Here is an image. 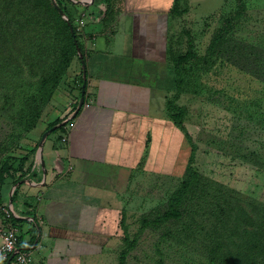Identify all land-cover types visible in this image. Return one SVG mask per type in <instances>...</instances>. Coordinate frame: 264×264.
Listing matches in <instances>:
<instances>
[{
    "label": "rangeland",
    "instance_id": "rangeland-1",
    "mask_svg": "<svg viewBox=\"0 0 264 264\" xmlns=\"http://www.w3.org/2000/svg\"><path fill=\"white\" fill-rule=\"evenodd\" d=\"M177 1L178 13L171 12L168 34L172 52L168 62L160 65L158 78L172 75L185 82L176 105L185 110V126L197 147L194 168L200 175L237 191L242 197L264 203L263 119L254 117L253 112L241 118L222 105L238 103L234 110L247 112L244 100L252 102L258 97L264 103V0ZM8 3L0 0V25L8 16L14 27L19 25L17 20L25 21L28 27L24 34L13 38V43L6 47L0 43V171L6 164L11 168L5 175L1 195L6 198L3 206L10 203L30 212L39 204L37 197L44 198L51 176L55 182L72 169L68 165L67 171L61 174L57 173V167L49 170L47 155L62 154L69 148L80 112L91 104L87 95L94 76L88 74L87 67L88 49L94 45H86L84 33L87 35L88 27L102 26L105 31H94L100 40L110 29L116 30L115 21L121 9L114 0H31L27 3L31 14H22L18 0L12 1L11 11ZM58 3L73 19L80 38L77 51L69 54L71 63L63 74L55 71L61 66L58 59H61L62 47L70 40L48 17L50 5L58 7ZM175 3L173 0V7ZM62 18L67 19L64 12ZM82 19L85 26L78 28ZM38 40L49 48L48 59L38 68L31 66L34 70L23 67L29 54L39 50L37 44L31 43ZM222 41L223 45L218 46ZM214 46L217 50L223 49L220 62L213 55ZM190 50L197 58L184 60L183 56ZM208 55L210 63L197 60ZM178 62H183L181 68H177ZM212 62H216L214 67ZM133 75L134 72L129 77ZM177 90L176 87L172 91L160 90L164 119H168L166 103L177 96ZM83 92L85 99L80 107ZM209 96L219 102L210 100ZM54 123L57 124L52 126ZM173 134L169 151L165 153L161 146L164 158L158 161L161 167L169 169L148 173L138 167L132 171L130 184L120 192L124 205L120 236L106 245L107 257L101 264H119L121 253L135 239L138 242L127 253L126 264H209L206 251L209 241L204 227L198 229L194 225L192 236L193 230L187 228L170 233L171 227L176 228L172 222L141 229L144 219L151 220L167 209L169 197L185 175L191 147L180 130L176 128ZM179 142L185 145L187 154L183 168L174 172L166 157L170 159L177 154L182 148H177ZM29 189H33L32 194ZM39 225L42 236L43 224ZM29 227L24 224L22 229L27 232Z\"/></svg>",
    "mask_w": 264,
    "mask_h": 264
},
{
    "label": "crops",
    "instance_id": "crops-1",
    "mask_svg": "<svg viewBox=\"0 0 264 264\" xmlns=\"http://www.w3.org/2000/svg\"><path fill=\"white\" fill-rule=\"evenodd\" d=\"M114 2L121 9L116 30L103 33L100 40L94 31L102 32V26L88 27V37L84 33L86 45H94L88 49L87 67L94 76L87 95L91 104L80 112L69 148L47 155L49 170L57 167L61 174L68 165L72 169L67 178L53 182L51 176L44 198L37 197V243L30 264H101L107 257L106 245L120 236L124 206L120 192L138 169L148 137L151 147L144 170L169 169L159 165L164 158L160 149L169 151L176 128L162 117L156 82L158 69L167 60L173 0ZM178 146L182 148L177 154L166 157L174 172L183 168L187 154L184 144ZM9 206L27 220L30 230L33 219L24 216L27 211Z\"/></svg>",
    "mask_w": 264,
    "mask_h": 264
},
{
    "label": "trees",
    "instance_id": "trees-1",
    "mask_svg": "<svg viewBox=\"0 0 264 264\" xmlns=\"http://www.w3.org/2000/svg\"><path fill=\"white\" fill-rule=\"evenodd\" d=\"M12 1L16 0H7V2H9L8 6H10V11L12 9ZM29 1L31 0H18V2L22 5L19 6L18 10L22 14L26 12L31 14L32 10L27 7V3ZM177 2L178 1L176 0V3L171 10V12L175 13L176 15L178 13ZM50 6L52 10L48 12L49 20L52 21V24L63 29L65 33H67L70 40V42L67 43L65 47H62V52L60 55L61 59H58V61L61 62V66L55 71L57 73L63 74V72L71 63L69 54L77 51L76 46L78 44L79 47L80 38L76 27L73 26L74 21L67 13L66 9L59 3L58 7H54L53 4ZM59 8L63 10L64 14L67 16V19L62 18ZM16 11L17 9L13 11V19L16 16ZM68 22L72 24L75 31V36L72 35ZM17 23L22 27L20 30H18L19 25L14 27L15 24H13V21L10 17L8 18L7 16L3 20L0 25L1 46H3V44L5 46L13 43L14 37L16 38L17 36L24 34V31L28 27H26L27 23L25 24V21L18 20ZM66 40H68V38H66ZM75 40L77 41V44L75 43ZM31 43L37 44L39 50L36 53L31 52L29 54V56L25 59L26 63L23 62V67H29L31 70H34V67L32 68L31 66H37L38 68L42 61L44 62L48 59L50 50L44 45V42H41V40L33 41ZM220 45H223V41L218 44V46ZM216 48L217 47L214 46L213 55L216 56V60L220 62L223 49L217 50ZM171 52V41L168 38L167 60L165 63L168 62ZM196 58L197 57L192 50L188 51V53L183 56L184 60ZM197 60L203 64H206L205 62L210 63L211 57L208 55L207 58H198ZM62 64L64 65L62 66ZM212 64L214 67L216 62H212ZM182 66L183 62H178L177 68H181ZM53 82L56 83V86L57 81L54 79ZM184 84L185 82L183 79H175L172 75L158 78L156 82V88L163 91H172L175 87L178 89L177 96L174 97L172 101H168L166 103V111L168 116V119H166L171 121L173 125L184 134L188 144L191 147V153L185 175L178 188H176V190L169 197L167 209L162 214L153 217L151 220L144 219L141 229L142 231H145L150 227L156 228L163 226L168 222H172L176 226V228L171 227L169 231L170 233L173 231H176V233L179 232V228H182L180 232L186 231V228L193 230L194 225H196L198 229L204 227L206 230V239L209 241L206 245V251L208 252L209 256V264H264V203H259L253 199H246L242 197L237 191L232 190L217 181L205 178L194 168L197 156V147L193 143V140L185 126V110L182 107L176 105V100L179 97ZM208 98L214 102H219L212 96H209ZM243 103H245L243 104L245 108L249 109L247 112H237L234 110L235 105H239L238 103L228 102V105H225L224 103H222V105L226 110L232 112V114L234 113L237 116H240L241 118L248 116L250 112H253L254 117L258 116L260 119H263L262 125L264 129L263 100L256 97L254 100H252V102L244 100ZM243 105H241L242 108ZM56 124L57 123H54L52 126H55ZM150 144L151 137H148L145 152L139 165L140 169L144 168L146 164L150 153ZM259 162H261V160ZM10 171L11 168L8 167L7 164L4 165L0 171V216L4 215L3 205L6 203V198L2 197L3 195H1V191L4 186L5 175ZM36 215L37 213L35 209L34 211L26 212L24 214V216L27 218L33 219V221L30 222L32 223V228L30 230L28 229L27 232L22 229V226L28 223L27 220L16 219L12 217L7 221L11 227H16L19 231V247L31 246L36 242V224L38 223ZM194 231L195 230H193L191 236L194 234ZM137 242L138 239L132 241L127 247V250L121 253L119 264H126L127 253L135 248Z\"/></svg>",
    "mask_w": 264,
    "mask_h": 264
},
{
    "label": "built area",
    "instance_id": "built-area-1",
    "mask_svg": "<svg viewBox=\"0 0 264 264\" xmlns=\"http://www.w3.org/2000/svg\"><path fill=\"white\" fill-rule=\"evenodd\" d=\"M84 26L85 21L82 19L78 22V28ZM3 213L4 215L0 216V264H30L33 261L32 248L35 243L31 246L19 247V231L16 227H11L7 221L12 217L21 218L9 205L4 206Z\"/></svg>",
    "mask_w": 264,
    "mask_h": 264
},
{
    "label": "water",
    "instance_id": "water-1",
    "mask_svg": "<svg viewBox=\"0 0 264 264\" xmlns=\"http://www.w3.org/2000/svg\"><path fill=\"white\" fill-rule=\"evenodd\" d=\"M59 12H60L61 15H63V11L60 8H59ZM68 23H69V26H70V30H71L72 35L75 36V31H74V28H73L72 24L70 22H68ZM75 43L77 44V41L76 40H75ZM82 65H83L84 73H86V71H85L86 70V64L83 62ZM84 99L85 98H84V92H83V95H82V98H81V102H80V107L83 106Z\"/></svg>",
    "mask_w": 264,
    "mask_h": 264
}]
</instances>
